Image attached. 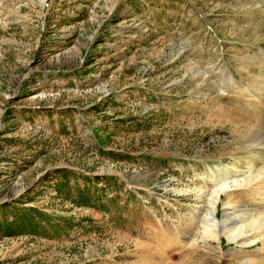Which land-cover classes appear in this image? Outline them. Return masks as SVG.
Wrapping results in <instances>:
<instances>
[{
  "label": "rangeland",
  "instance_id": "1",
  "mask_svg": "<svg viewBox=\"0 0 264 264\" xmlns=\"http://www.w3.org/2000/svg\"><path fill=\"white\" fill-rule=\"evenodd\" d=\"M225 182L264 235V0H0V264H264Z\"/></svg>",
  "mask_w": 264,
  "mask_h": 264
},
{
  "label": "bare ground",
  "instance_id": "2",
  "mask_svg": "<svg viewBox=\"0 0 264 264\" xmlns=\"http://www.w3.org/2000/svg\"><path fill=\"white\" fill-rule=\"evenodd\" d=\"M239 164L240 163L236 158L235 160L231 161L228 166H225L224 168H226V169L229 168L228 170L235 171V170H238V168L240 167ZM248 167L249 166H247V168ZM228 188H229V184H228V182H225V183H222V185L219 187V189L216 190V193L213 197V202L210 204V206L208 208V210H209L208 213L211 217L210 218L208 217L209 221L203 224V235H202V237L207 238L211 242H216L217 243L216 249L220 250L221 249L220 230H221L222 233L227 237L228 241L233 242L234 244H236L239 247V253L245 247H247L248 245H251L252 243H256L257 241L263 242V244H264V235H260L257 233L259 231H256L257 230L256 221L254 222L253 225H251V230L252 231L255 230L256 232L253 231L254 233H252V234L250 233V235H248L249 233L246 234L247 232H245V223L241 224L239 226H233V227H227L226 226V227L219 229L220 226L218 224V221H217L218 218L216 215V210H217L216 203L218 200H220V193L224 192ZM226 203H227V205H229L230 201H227ZM227 212L228 211L225 210V208H224V216L226 215V219H229L230 217H229V215H227ZM263 250H264V246H259V251L262 252Z\"/></svg>",
  "mask_w": 264,
  "mask_h": 264
},
{
  "label": "trees",
  "instance_id": "3",
  "mask_svg": "<svg viewBox=\"0 0 264 264\" xmlns=\"http://www.w3.org/2000/svg\"><path fill=\"white\" fill-rule=\"evenodd\" d=\"M24 210V209H23ZM15 216H19V214L15 215ZM13 217V219L11 221H9L6 225H4V229L7 231L10 228H12L13 223H15L16 217Z\"/></svg>",
  "mask_w": 264,
  "mask_h": 264
}]
</instances>
